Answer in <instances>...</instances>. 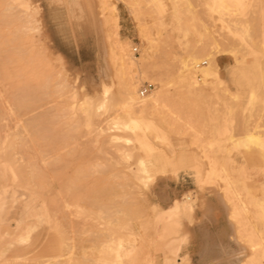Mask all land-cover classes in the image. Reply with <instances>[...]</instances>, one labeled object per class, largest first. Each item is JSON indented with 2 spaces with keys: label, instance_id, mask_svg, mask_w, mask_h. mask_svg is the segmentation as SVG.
<instances>
[{
  "label": "rangeland",
  "instance_id": "rangeland-1",
  "mask_svg": "<svg viewBox=\"0 0 264 264\" xmlns=\"http://www.w3.org/2000/svg\"><path fill=\"white\" fill-rule=\"evenodd\" d=\"M263 202L264 0H0V264H264Z\"/></svg>",
  "mask_w": 264,
  "mask_h": 264
},
{
  "label": "bare ground",
  "instance_id": "bare-ground-1",
  "mask_svg": "<svg viewBox=\"0 0 264 264\" xmlns=\"http://www.w3.org/2000/svg\"><path fill=\"white\" fill-rule=\"evenodd\" d=\"M200 61H198L197 59H193L192 61H190L189 63H186L185 64V70L184 72L182 73V77L183 79L182 80H185V83L186 81L188 82L187 85L189 84L190 87H192L193 89H197V87H199V83L198 81L195 79V77L191 76L189 73H186V71H188L189 69H191L192 67H196V68H200V70L206 75L208 76L210 73L209 69L211 67H200L201 65L199 64ZM205 63V62H204ZM207 63V62H206ZM192 70V69H191ZM160 97V94L157 93V96L155 98H158L159 99ZM122 98L124 99L125 101V109H126V112L129 114V115H139V114H142L144 111H143V107H144V104H146L145 102L143 103L142 101H140L141 104H138L137 103V99H136V91L132 88L131 85H128V84H125L123 86V90H122ZM154 98V100H155ZM155 100V101H158ZM146 100V99H145ZM123 101V102H124ZM144 101V99H143ZM139 102V101H138ZM147 109V108H146ZM144 115V114H143ZM141 116V115H139ZM132 120H136V118H132ZM119 137H116V139H118ZM264 203V202H263ZM261 204V203H260ZM259 205V203H258ZM260 206V205H259ZM261 207L263 208V205H261ZM185 209V210H191V208H193L190 204L188 203H179V202H176L174 205L164 209L162 212L160 211L158 214H157V220H164L166 222V226L168 228H170V226H174V225H177L179 224V219H178V213L180 212L181 209ZM246 208V207H245ZM258 213V212H257ZM261 214V213H259ZM262 215V214H261ZM264 215V214H263ZM260 216V215H259ZM264 224V222H263ZM169 233V232H168ZM182 239H179V238H175V237H172L169 242L167 243L166 246L169 247V251L173 254L172 257H167L164 264H185V259L183 256H180L178 255L179 254V251L182 247ZM172 244H174V246H171ZM228 253H225V252H222V253H213V252H209L208 254H204L202 253L201 256L204 258H211L212 260H219L218 262H220V260H227L228 261ZM264 254V253H263ZM168 256V255H167ZM178 256V257H177ZM201 257V258H202ZM190 258V257H189ZM188 258V259H189ZM184 259V260H183ZM208 261V260H207ZM214 262V261H213ZM212 261H209L207 262L208 264H213ZM205 263H206V260H205ZM221 263V262H220ZM223 263V262H222Z\"/></svg>",
  "mask_w": 264,
  "mask_h": 264
},
{
  "label": "crops",
  "instance_id": "crops-1",
  "mask_svg": "<svg viewBox=\"0 0 264 264\" xmlns=\"http://www.w3.org/2000/svg\"><path fill=\"white\" fill-rule=\"evenodd\" d=\"M211 209H214V205L213 203H211V206H210ZM207 230L203 233L204 234V237L203 238H200L201 241H199L198 243V251L200 252L199 253V257H198V264H208L207 262L209 261H214L213 264H237V260L235 259V257H233V255L229 252L228 254L231 255V259L227 262V260H220V262H218L219 260L215 261V260H212L211 258H204L201 256V253L202 252H213V253H216V252H227V251H230L229 249H227V247L219 244V242L216 241L215 238H213L212 236H215V232L211 229V226L207 225ZM32 231V228L29 229L28 231H25V232H19L16 234V236L13 238V242L11 244H9L10 246L13 245L14 243L15 244H21V243H25L29 240V236H30V233ZM3 254V253H2ZM202 257V258H201ZM205 260H206V263H205ZM208 260V261H207ZM223 262V263H222Z\"/></svg>",
  "mask_w": 264,
  "mask_h": 264
},
{
  "label": "built area",
  "instance_id": "built-area-1",
  "mask_svg": "<svg viewBox=\"0 0 264 264\" xmlns=\"http://www.w3.org/2000/svg\"><path fill=\"white\" fill-rule=\"evenodd\" d=\"M135 51H137V48H135ZM152 86L148 85L146 87H143L142 90L140 91L141 96H144L151 90Z\"/></svg>",
  "mask_w": 264,
  "mask_h": 264
}]
</instances>
